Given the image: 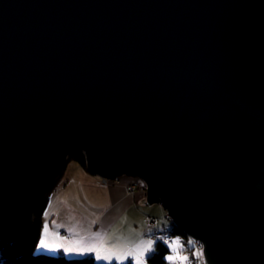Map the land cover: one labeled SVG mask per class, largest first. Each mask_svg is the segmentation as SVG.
<instances>
[{"label": "water", "instance_id": "95a60500", "mask_svg": "<svg viewBox=\"0 0 264 264\" xmlns=\"http://www.w3.org/2000/svg\"><path fill=\"white\" fill-rule=\"evenodd\" d=\"M75 151L205 264H264V0H0L2 241Z\"/></svg>", "mask_w": 264, "mask_h": 264}, {"label": "crops", "instance_id": "0c3cea01", "mask_svg": "<svg viewBox=\"0 0 264 264\" xmlns=\"http://www.w3.org/2000/svg\"><path fill=\"white\" fill-rule=\"evenodd\" d=\"M65 165L62 172L56 176L54 188L49 193V201L41 216L39 243L43 239L49 247L40 248L38 243V252L53 254L62 252L71 257L94 255L96 258L94 252L81 253L68 249L86 248L98 240L103 241L105 248H118L121 251L134 249L141 242L151 240L154 241L155 249V243L159 238L156 233L164 231L166 235L168 234L169 222L164 223L162 220L161 229L157 224L152 229L146 225V215L152 214L157 217L163 215V212L158 207H147L152 204H147L142 179L132 175H121L110 179L106 184L103 177L91 173L75 159L67 161ZM130 184H133L134 188L128 191ZM63 231L67 235H61ZM179 237L184 244V254L191 257V252L187 250V247L191 246L190 240ZM98 261L105 264H124L133 261L136 264L134 256L122 260Z\"/></svg>", "mask_w": 264, "mask_h": 264}, {"label": "trees", "instance_id": "16d2710c", "mask_svg": "<svg viewBox=\"0 0 264 264\" xmlns=\"http://www.w3.org/2000/svg\"><path fill=\"white\" fill-rule=\"evenodd\" d=\"M74 159L88 169L87 156L84 152L75 151L70 154L68 161ZM54 184L55 180L47 186V189L38 198L39 200L34 207L33 222L24 235L14 242H5L0 239V264H105L96 260L94 255L71 257L62 252L53 254L35 251L41 235V216L49 201V193L53 190ZM168 225H170L167 230L168 236L177 235L183 239L189 237L174 221L169 222ZM187 250L194 254L191 246L187 247ZM168 254L169 248L167 244L164 241L157 240L154 251L147 257V262L148 264H167L165 257ZM124 264H134V262L130 261Z\"/></svg>", "mask_w": 264, "mask_h": 264}, {"label": "snow or ice", "instance_id": "6c2138e0", "mask_svg": "<svg viewBox=\"0 0 264 264\" xmlns=\"http://www.w3.org/2000/svg\"><path fill=\"white\" fill-rule=\"evenodd\" d=\"M47 230V226H45ZM99 237V234H97ZM165 244H167L169 248V254L165 257L167 264H191L190 258L188 255L184 254V244L181 241L180 237H176L172 240H165ZM189 243H193L189 241ZM154 241L141 242V244L137 245L134 249H127L121 251L120 249H108L105 248L103 241L98 240L97 243L92 244L88 247H76L69 248L68 251H78V252H94L96 253L97 260H107L111 261L112 259L122 260L127 259L129 256H134L136 258V264H147V256L152 251H154ZM40 248H48L49 245L45 243L42 239L39 243ZM195 255V253H194ZM199 258V257H197Z\"/></svg>", "mask_w": 264, "mask_h": 264}, {"label": "rangeland", "instance_id": "374dc122", "mask_svg": "<svg viewBox=\"0 0 264 264\" xmlns=\"http://www.w3.org/2000/svg\"><path fill=\"white\" fill-rule=\"evenodd\" d=\"M140 178V177H139ZM140 179H142V178H140ZM142 181H143V183H144V188H145V190H146V194H147V189H148V185H147V183H145V181L142 179ZM130 185H132L133 186V188H134V185L133 184H130ZM133 190V189H132ZM129 191V190H128ZM148 208L149 207H158V208H160V209H162V214L163 215H157V219H158V222H157V227L158 228H162V220L164 219V217H166L167 215H169L168 213H167V211H166V209L164 208V206L162 205V204H158V203H153L151 206H147ZM166 213V214H165ZM152 215V214H151ZM165 215V216H164ZM171 219V218H170ZM164 221V220H163ZM171 221H173L172 219H171ZM164 223H165V221H164ZM149 227V226H148ZM156 236H158L159 238H158V240H161V241H165V240H172V239H174L175 237H179V236H175V235H173L172 237L171 236H168V235H166L165 234V232L164 231H162V233H156ZM189 236V235H188ZM188 239L190 240V241H192L193 242V240H192V237L191 236H189L188 237ZM199 249H201V248H199ZM198 247H197V245L195 244V243H191V250L192 251H194V253L196 254L197 253V255H199V252H198ZM35 251L36 252H38V250H37V247H36V249H35ZM194 254H191V257H189L190 259H193V257H195V255L193 256ZM200 256L202 257V259H203V262L201 263V264H205V255H204V246H203V249H202V251H200ZM194 262V261H193Z\"/></svg>", "mask_w": 264, "mask_h": 264}, {"label": "built area", "instance_id": "2783aa9c", "mask_svg": "<svg viewBox=\"0 0 264 264\" xmlns=\"http://www.w3.org/2000/svg\"><path fill=\"white\" fill-rule=\"evenodd\" d=\"M109 180H110L109 178H103V182L106 183V184H107V182H109ZM132 189H133V186L129 185L128 186V190H132ZM163 220L165 222H171V219H170L169 215L164 217ZM145 221H146V225L149 226L150 229H152V228L156 227L158 219L154 215H146ZM61 235H67V233L63 231V232H61ZM192 240H193V243H195L197 245L198 249L199 248H201V249L198 250L199 255H197V253H196L195 257H193V259H190L191 264H201L203 262V259L200 256V251H202L204 245H203L202 241H200L199 239L192 238ZM197 257H199V258H197Z\"/></svg>", "mask_w": 264, "mask_h": 264}]
</instances>
